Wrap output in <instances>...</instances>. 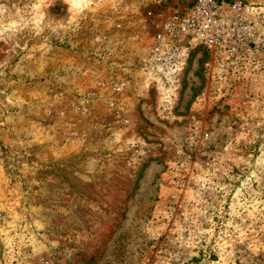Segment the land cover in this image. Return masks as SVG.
<instances>
[{"label":"rangeland","instance_id":"374dc122","mask_svg":"<svg viewBox=\"0 0 264 264\" xmlns=\"http://www.w3.org/2000/svg\"><path fill=\"white\" fill-rule=\"evenodd\" d=\"M225 65L188 0H0V264H264V0Z\"/></svg>","mask_w":264,"mask_h":264},{"label":"built area","instance_id":"2783aa9c","mask_svg":"<svg viewBox=\"0 0 264 264\" xmlns=\"http://www.w3.org/2000/svg\"><path fill=\"white\" fill-rule=\"evenodd\" d=\"M253 9L241 2L218 5L214 0H188L185 8L173 13L165 23V47L172 41L204 47L213 59L225 65V59L237 52V40L250 37Z\"/></svg>","mask_w":264,"mask_h":264}]
</instances>
